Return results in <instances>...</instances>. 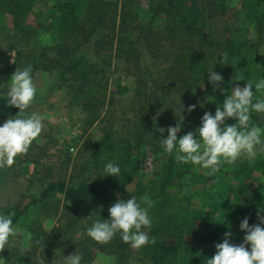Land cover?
I'll use <instances>...</instances> for the list:
<instances>
[{
	"label": "trees",
	"instance_id": "obj_1",
	"mask_svg": "<svg viewBox=\"0 0 264 264\" xmlns=\"http://www.w3.org/2000/svg\"><path fill=\"white\" fill-rule=\"evenodd\" d=\"M129 1L114 3L115 9L109 11L105 9L109 3L103 0H0V33L9 29L11 34L8 36L13 45L9 48L15 51L12 72L23 66L24 62L31 64L33 70H60L59 79L63 82L71 80L74 82L73 90L83 91L92 85L100 86L101 80L92 76L99 71L94 70V65L90 63L88 46H92L96 54L111 49L121 51L117 46H127L122 51L126 61L133 60L131 57L138 59V56L145 61L143 73L136 80V83H142V93L138 89L142 97L136 96L142 108L135 111L134 118L139 120L133 123H136L134 140L133 137L126 139L123 136L121 141L111 131L103 133L92 142L89 173L74 182L62 179L49 181L28 203L26 210L29 211L28 207H31V215L34 210L45 215L56 214L59 206L56 196L59 194L62 206L72 209L73 224L78 228H86V217L107 219L109 207L116 202L112 197L114 193H121L127 199L141 193V190L130 191L127 186L136 180L144 164L142 145L155 144L157 140L154 152L164 153L159 143L160 138L167 136L169 126L181 125L178 138L194 131L199 127L203 114H214L216 107L231 94L235 83H255L264 78V54L257 55V48L264 41V0H240L239 7H236L237 0L215 1L223 12H227L228 5L233 7L236 17L243 12L250 24L246 26H253V35L250 36L243 31L246 27L244 24H230L221 31L207 29L206 22L201 20L204 6L198 0H162L154 9L152 18L155 14L163 17L164 25L153 28L150 23L147 28H141L136 36L139 50L131 44L132 40L128 39L126 32L130 24ZM6 15L11 16L12 25L9 28H6ZM30 15L39 20L45 17L46 25L43 26L40 21L38 24H28ZM137 24H141V21L138 20ZM208 25H211L210 22ZM42 31L51 38V44L39 37ZM175 42L178 45H174ZM223 56L227 57V63L221 60ZM148 57L156 62L161 60L159 64L155 63L157 71L152 70ZM212 67L223 77L215 90L207 74ZM241 75L245 79L234 80ZM85 100V105H91L88 96H85ZM152 101L154 108L167 105L163 117L149 114L148 105ZM189 105H195L194 110L189 112ZM12 110V116L19 111L15 107ZM163 120L169 124L160 133L158 129L162 127ZM225 123L231 125L235 121L228 119ZM250 123L264 128V114L252 113ZM154 132L161 136H154ZM103 151L107 154L102 157ZM166 156L159 174L146 184L148 192L153 195L150 198L154 205L157 207L168 201L170 188L177 185L181 189L186 183L182 178L187 176L189 183L203 184L205 198H202L200 206H194L188 196L179 198L161 223L165 233L159 224L147 230L153 242L142 248L148 250L150 264H207V259L216 252L215 245L223 241L227 231L231 232L228 238L230 243L241 244L245 235L239 228L241 220L247 217L249 225H253L260 223V218L264 217V191L260 188L263 186L264 189V151H258L251 163L246 159L237 161L235 165L225 163L212 174L192 170L191 163L181 164L173 155L166 153ZM109 161L120 166V176H100L103 175L104 164ZM241 171L247 172L248 177L241 176ZM244 186L247 188L245 195L237 203L233 193ZM249 186H253L254 190H249ZM23 212L21 210L16 214ZM169 224L173 226L169 227ZM66 229V226L55 225L49 233L42 228L35 230L36 237L45 235L43 239L38 236L37 243L46 245L51 242L55 245L54 236H60ZM62 239L63 244L67 243L66 239ZM75 245L86 257L93 253L95 247L102 252L113 253L116 255L114 264H124L130 250V245L123 243L119 234L108 243H98L90 237L84 240L76 237Z\"/></svg>",
	"mask_w": 264,
	"mask_h": 264
},
{
	"label": "rangeland",
	"instance_id": "obj_2",
	"mask_svg": "<svg viewBox=\"0 0 264 264\" xmlns=\"http://www.w3.org/2000/svg\"><path fill=\"white\" fill-rule=\"evenodd\" d=\"M103 1L110 4L105 7L109 11L115 9L114 3H121V0ZM161 1L130 0L127 2L130 24L126 32H128V39L132 40L131 44L138 50L139 41L136 40V36L141 32V28H147L150 23L153 28L157 25H164L163 17L155 14L152 18L154 9ZM198 1L204 6V15L201 20L206 22L207 29L221 31L223 27L230 24L250 25L245 20L243 12L236 17V15H233V7H229V5L227 12H223L216 5V0ZM239 6L240 0H237L236 7ZM46 10L45 8V14ZM44 18L42 17L39 20L30 15L27 23L38 24L40 21V24L45 26ZM5 19L6 28L11 27V16L6 15ZM138 20L141 21V24H137ZM209 22L211 25H208ZM252 27L246 26L243 31H247L248 36L253 35ZM8 30L5 29L0 33V91L4 92L7 91L4 86L14 73L11 71V66L15 51L9 48L13 45L10 43L11 38L8 34H11V32ZM39 37L45 43H52L51 38L44 31L39 33ZM177 40L179 39L177 38ZM174 45L178 44L175 42ZM118 47L121 51L115 49L104 50L101 54H96V50L92 46L86 47L89 54L88 58L91 60L90 63L94 65L93 69L99 71L92 74V76L101 78V80L100 86L92 85L87 87L86 90L83 89V91L73 90V81L63 82L59 79L60 70L42 72L32 69L33 82L37 92L33 103L26 112L29 115L36 113L44 117L43 130L29 146L27 153L18 155L11 167L0 168V214L12 215L14 219L13 227L16 229V234L10 237L7 248L0 250V256L4 257L7 264H36L37 262L40 264H60L61 257H67L75 251L81 253L79 247L75 245V238L78 237L84 240L89 237L86 234V228L91 226L92 221L96 219L95 216L84 219L85 229L78 228L76 224H73L72 209L62 206V197L59 194L56 196L59 203L56 214L45 215L34 210L31 215V207H28L29 211L26 208L30 200L38 195L49 181L62 179L65 182H74L85 177L89 173L92 142L100 138L103 133L111 131L114 137L121 141L123 136L126 139L134 136L133 129H136L135 125L139 120V118H134L135 111L142 108L141 101H136V96L139 95L138 89L142 93V83L138 84L136 80L143 73L142 66H144L145 61L141 56H138V59L131 57L133 60L126 61L122 51L127 46L124 48L117 46V49ZM257 50V55L264 54V41L259 44ZM148 59L152 62V70L157 71L155 63L159 64L161 60L156 62L151 57H148ZM27 61L30 63V60ZM105 61L107 63H103ZM29 65L31 64L24 62V65L17 70H22ZM237 85L240 87L245 86L244 83H235L233 87ZM160 92L159 90L158 93ZM85 96H88L91 105L84 104L86 101ZM139 97H142V94ZM101 104L102 107L97 108ZM154 104L152 101L148 105L149 114L158 116V118L163 117L167 105L154 108L152 107ZM92 105L93 107H91ZM12 109L13 107L8 106L5 99H0V123L12 117V112H14ZM94 116L95 119H93ZM134 122H136L135 125ZM167 123V120H163L161 126L164 127ZM153 134L154 136H161V134L155 132ZM154 143L142 145L141 149L145 153L144 164L136 180L127 186L130 191L141 190L140 195H134L133 197L141 203L142 207L147 209L152 220L150 227L161 225L167 217L166 212L179 198L188 196L194 206L202 205L201 200L205 198L204 192H202L203 184L198 182L189 183L187 176L182 178V181L186 183L181 189L177 185L170 188L168 201L162 205L160 204L161 206L156 207L154 205L153 199L150 198L153 195L148 192L146 184L152 178H156L161 171L160 166L164 158L167 157L165 152H159V154L154 152L158 144L157 140ZM159 144L161 145V143ZM104 152L101 155L102 157L107 154ZM192 170L209 172L207 169H201L194 165H192ZM240 173L244 178L248 177L247 172L241 171ZM252 187L249 186L248 189L254 190ZM260 188L264 191L263 186ZM246 190L247 188L244 186L240 188V191L233 193V197L236 201L238 200L237 203L241 202ZM112 197L115 201L118 199L127 200L126 196L121 193H114ZM21 210H24L23 214L17 215L16 213ZM55 225L66 226L67 228L65 233L62 232L60 236H54L55 245L51 242L46 245L38 244L36 238L39 236L43 239L45 235L40 234L36 237L35 230L42 228V230L49 233ZM168 226L172 227L173 224ZM150 227L142 230L147 232ZM162 229L165 233L164 227ZM62 238L66 239L67 243L63 244L64 240ZM147 252L146 247L134 249L130 246V250L127 252L129 256L124 259V264H150ZM81 254L83 255L81 264H114L116 261L115 254L108 251L102 252L98 247H95L93 253L88 257L83 253Z\"/></svg>",
	"mask_w": 264,
	"mask_h": 264
},
{
	"label": "clouds",
	"instance_id": "obj_3",
	"mask_svg": "<svg viewBox=\"0 0 264 264\" xmlns=\"http://www.w3.org/2000/svg\"><path fill=\"white\" fill-rule=\"evenodd\" d=\"M221 60L228 62L226 56ZM207 74L215 90L223 77L213 71V67ZM242 79H245L243 75L234 80ZM4 87L7 91H0V99H5L8 106L19 111L0 123V168L11 167L18 155L27 153L29 146L42 132L44 120L42 115H29L26 112L37 92L31 65L15 70ZM194 108L195 105H189L188 111ZM252 113L264 114V78L255 83L247 81L244 87L237 85L232 88L231 94L216 107L214 114H203L199 127L194 131L178 138L181 125L169 126L167 136L160 138L161 147L165 153L173 155L178 163H191L209 170V174L218 171L225 163L231 165L243 159L251 163L256 159L258 151H264V128L250 123ZM228 119H233L235 123L227 125L225 121ZM158 131L163 133L165 129L161 127ZM121 174L120 166L109 161L104 164L103 175L100 176L118 177ZM108 213L107 219L99 215L100 218L93 220L91 226L86 228V234L94 241L108 243L119 234L122 242L134 249L153 242L142 230L151 226V217L135 197L118 199L111 204ZM262 225L264 217L260 218V223L253 225H249L247 217L242 219L239 228L245 233L243 242L239 245L230 243L228 238L231 232H225V238L215 245L216 252L212 258L207 259V264H264ZM15 234L13 216L0 214V250L7 248L10 237ZM82 260L83 255L75 251L67 257H61L60 264H81ZM0 264H7L3 256H0Z\"/></svg>",
	"mask_w": 264,
	"mask_h": 264
}]
</instances>
